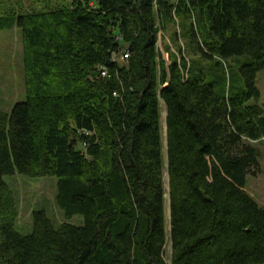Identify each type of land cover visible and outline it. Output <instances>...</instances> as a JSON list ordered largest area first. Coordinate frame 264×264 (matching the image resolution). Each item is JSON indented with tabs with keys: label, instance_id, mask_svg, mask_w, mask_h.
<instances>
[{
	"label": "trees",
	"instance_id": "trees-1",
	"mask_svg": "<svg viewBox=\"0 0 264 264\" xmlns=\"http://www.w3.org/2000/svg\"><path fill=\"white\" fill-rule=\"evenodd\" d=\"M6 2L24 99L0 108V264H264V207L245 189L264 141V0ZM13 174L55 176L82 224L33 209L21 233Z\"/></svg>",
	"mask_w": 264,
	"mask_h": 264
},
{
	"label": "rangeland",
	"instance_id": "rangeland-1",
	"mask_svg": "<svg viewBox=\"0 0 264 264\" xmlns=\"http://www.w3.org/2000/svg\"><path fill=\"white\" fill-rule=\"evenodd\" d=\"M35 0H7V6L16 10L25 11L31 8ZM163 41L168 42V37L160 38L159 48L163 51ZM166 58V55L164 54ZM255 85L259 90L258 103L264 104V69L259 70L255 76ZM24 99V70L22 61V41L18 28L13 27L0 31V108L8 112L12 105ZM253 102V100H250ZM161 104V103H160ZM162 112L164 107L161 104V124L163 139V156L165 129L162 123ZM255 146L259 150L258 168L246 176L245 189L247 193L262 207H264V141H258ZM166 161V156H165ZM5 181L13 191L19 208L18 230L27 233L31 230V213L33 209H44L47 216L54 225L68 221L75 225H81L83 218L75 214L65 218L62 210L55 202L56 183L55 176L28 177L22 174L4 176ZM164 188L167 189V179L164 173ZM166 230L168 233V199L165 196ZM167 234L164 256L170 258V245Z\"/></svg>",
	"mask_w": 264,
	"mask_h": 264
},
{
	"label": "bare ground",
	"instance_id": "bare-ground-1",
	"mask_svg": "<svg viewBox=\"0 0 264 264\" xmlns=\"http://www.w3.org/2000/svg\"><path fill=\"white\" fill-rule=\"evenodd\" d=\"M162 104V103H161ZM163 107V106H162ZM165 114H166V110L164 108ZM163 113V112H162ZM165 114H164V118H162V123H163V127L165 129ZM164 152H166V147H165V136H164ZM166 155V154H165ZM165 179H167V175H166V171H165ZM166 198H168V194H167V189H166V193H165ZM168 208V205H167ZM168 211V210H167ZM168 229H169V215H168ZM169 245H170V241H169Z\"/></svg>",
	"mask_w": 264,
	"mask_h": 264
},
{
	"label": "built area",
	"instance_id": "built-area-1",
	"mask_svg": "<svg viewBox=\"0 0 264 264\" xmlns=\"http://www.w3.org/2000/svg\"><path fill=\"white\" fill-rule=\"evenodd\" d=\"M161 36H162V33L159 32L158 42L160 41ZM158 42H157V44H158ZM158 47H159V46H158ZM127 56H128V53H127L126 51H124V52H122V53L119 55V59H120V60H125V59L127 58ZM102 74H104V72H102Z\"/></svg>",
	"mask_w": 264,
	"mask_h": 264
},
{
	"label": "water",
	"instance_id": "water-1",
	"mask_svg": "<svg viewBox=\"0 0 264 264\" xmlns=\"http://www.w3.org/2000/svg\"><path fill=\"white\" fill-rule=\"evenodd\" d=\"M165 117H166V114H165ZM76 143V140L73 139V140H70V145H75ZM165 147H166V125H165ZM167 187H168V181H167ZM165 196V194H164Z\"/></svg>",
	"mask_w": 264,
	"mask_h": 264
}]
</instances>
